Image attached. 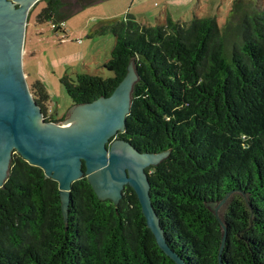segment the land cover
<instances>
[{"label":"trees","instance_id":"obj_1","mask_svg":"<svg viewBox=\"0 0 264 264\" xmlns=\"http://www.w3.org/2000/svg\"><path fill=\"white\" fill-rule=\"evenodd\" d=\"M39 2L38 21L62 29L66 1ZM105 33L115 44L102 66L113 74L79 71L61 82L73 104L91 102L110 95L134 64L138 78L117 136L140 152L169 151L146 168L169 246L186 264H219L222 243L223 264H264V5L233 0L222 24L215 15L147 24L127 12L99 20L90 35ZM30 90L45 119L59 121L43 82ZM224 198L218 214L211 205ZM0 264L176 262L159 247L131 185L115 204L83 176L72 183L65 218L58 181L15 152L0 186Z\"/></svg>","mask_w":264,"mask_h":264},{"label":"water","instance_id":"obj_2","mask_svg":"<svg viewBox=\"0 0 264 264\" xmlns=\"http://www.w3.org/2000/svg\"><path fill=\"white\" fill-rule=\"evenodd\" d=\"M38 1L0 0V186L15 152L58 181L65 218L75 180L87 176L99 198H111L115 204L129 184L159 247L176 264H186L167 243L149 193L146 166L157 164L169 151L140 152L129 141L117 138L119 131H125L138 78L134 64H129L110 95L73 104L63 123L46 120L23 70L28 16ZM223 245L219 264H223Z\"/></svg>","mask_w":264,"mask_h":264},{"label":"rangeland","instance_id":"obj_3","mask_svg":"<svg viewBox=\"0 0 264 264\" xmlns=\"http://www.w3.org/2000/svg\"><path fill=\"white\" fill-rule=\"evenodd\" d=\"M65 1L69 14L63 21L64 27L59 30H54L50 22L38 21L37 15L44 2L34 6L29 12L23 50V70L29 87L35 80L43 82L49 94L48 108L53 117L59 119V123L65 121L73 105L61 82L62 76H75L79 71L99 73L103 76L113 74L102 65L111 56L115 36L112 33L91 36L95 24L110 17L124 18L126 12H129L127 10L135 14L139 7L149 11L153 18L152 24H156L155 15L163 5V0L142 3H139L140 0H97L82 6L80 4L84 0ZM255 1L264 5V0ZM197 4L199 5L198 0H193L190 10L181 5V13L177 16L190 20L196 12L205 14ZM228 4L229 0H223L222 10L215 13L220 24L228 18ZM142 13L144 14L143 11ZM225 204V201L215 203L214 208L218 214L223 212Z\"/></svg>","mask_w":264,"mask_h":264},{"label":"crops","instance_id":"obj_4","mask_svg":"<svg viewBox=\"0 0 264 264\" xmlns=\"http://www.w3.org/2000/svg\"><path fill=\"white\" fill-rule=\"evenodd\" d=\"M152 0H140L139 3L142 2H151ZM193 0H163V5L162 7L159 9L160 11H158V13L154 16L156 21H160V22H164L165 19L168 16H171L174 19H184L183 17H179L177 16L178 14H180V10H181V5L184 6L187 10H190L191 7V2ZM222 1L223 0H198V7L199 9H202L203 13L205 14H200V13H194L195 15L198 16H205V15H210L213 16L215 15L218 19V16L216 13V11H221V5H222ZM255 1V0H253ZM233 0H229V4H228V13L226 15L229 14V11L231 9ZM157 7H159V5H156ZM157 7L155 8V11L157 9ZM154 8V7H153ZM130 12V10H127ZM137 11L134 15L137 17V19L141 22L147 23V24H152L153 22V18L152 15L150 14L149 11H146V9H144V7H139L137 8ZM142 11L144 12V14L142 13ZM120 13V12H119ZM127 13V12H126ZM110 18H120V16L118 17H110ZM107 19V18H106Z\"/></svg>","mask_w":264,"mask_h":264},{"label":"bare ground","instance_id":"obj_5","mask_svg":"<svg viewBox=\"0 0 264 264\" xmlns=\"http://www.w3.org/2000/svg\"><path fill=\"white\" fill-rule=\"evenodd\" d=\"M8 172V169L6 170V173Z\"/></svg>","mask_w":264,"mask_h":264}]
</instances>
